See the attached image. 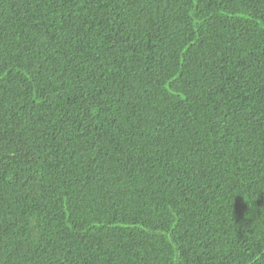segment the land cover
Segmentation results:
<instances>
[{
    "label": "trees",
    "instance_id": "trees-1",
    "mask_svg": "<svg viewBox=\"0 0 264 264\" xmlns=\"http://www.w3.org/2000/svg\"><path fill=\"white\" fill-rule=\"evenodd\" d=\"M0 264H264V0H0Z\"/></svg>",
    "mask_w": 264,
    "mask_h": 264
}]
</instances>
